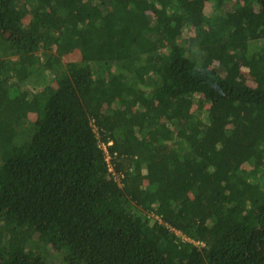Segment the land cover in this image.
I'll return each instance as SVG.
<instances>
[{"label":"trees","instance_id":"trees-1","mask_svg":"<svg viewBox=\"0 0 264 264\" xmlns=\"http://www.w3.org/2000/svg\"><path fill=\"white\" fill-rule=\"evenodd\" d=\"M54 253L264 264V0H0V264Z\"/></svg>","mask_w":264,"mask_h":264},{"label":"built area","instance_id":"built-area-1","mask_svg":"<svg viewBox=\"0 0 264 264\" xmlns=\"http://www.w3.org/2000/svg\"><path fill=\"white\" fill-rule=\"evenodd\" d=\"M111 145H112V140H110L107 144L101 143V146H102L104 153H105V161H106L107 169H108L109 173L111 174L112 179L117 184L120 185L123 177L125 176V172H124V170H120V171L114 170L113 165L111 163V159H110L111 157H110L109 151L107 150V146H111ZM176 233H178V232L176 231ZM182 238L186 239L185 236H182ZM189 240L196 245L197 244L202 245V243L195 242L192 239H189Z\"/></svg>","mask_w":264,"mask_h":264},{"label":"rangeland","instance_id":"rangeland-1","mask_svg":"<svg viewBox=\"0 0 264 264\" xmlns=\"http://www.w3.org/2000/svg\"><path fill=\"white\" fill-rule=\"evenodd\" d=\"M243 77H244V79H245L247 84H249V85H253L254 84L253 81H252V77L249 76L248 71L245 70V69L243 70ZM155 218L156 217L154 216V219ZM51 257L54 259L55 264H64L63 262L60 261L59 255H55V253H54V254L51 255Z\"/></svg>","mask_w":264,"mask_h":264}]
</instances>
